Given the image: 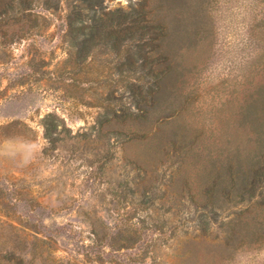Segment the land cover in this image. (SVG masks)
I'll use <instances>...</instances> for the list:
<instances>
[{"label": "rangeland", "instance_id": "rangeland-1", "mask_svg": "<svg viewBox=\"0 0 264 264\" xmlns=\"http://www.w3.org/2000/svg\"><path fill=\"white\" fill-rule=\"evenodd\" d=\"M65 1L35 7L30 31L0 34V252L23 264H264V247L227 249L217 224L200 243L180 176L215 152L221 118L261 76L264 0H152L165 6L175 64L158 109L173 112L140 130L138 73L118 70L107 46L78 58ZM179 125L196 129L191 148L170 143ZM187 149L201 153L183 167Z\"/></svg>", "mask_w": 264, "mask_h": 264}, {"label": "trees", "instance_id": "trees-1", "mask_svg": "<svg viewBox=\"0 0 264 264\" xmlns=\"http://www.w3.org/2000/svg\"><path fill=\"white\" fill-rule=\"evenodd\" d=\"M104 1H65L68 11L63 16L64 27L76 55L83 58L96 45L110 47L121 59L118 70L138 73L132 83L137 91L133 123L139 124L140 130L147 127V120L149 125L166 122L165 114L173 108L164 112L173 103L167 102L162 109L158 106L173 94L170 86L175 64L169 43L164 42L169 23L161 14L165 6L161 1L153 6L152 0H139L129 11L120 7L110 11ZM37 6L56 11L60 0H0V34L15 37L37 27V15L32 12ZM192 30L198 32L197 27ZM258 71L262 72L259 78L247 80L248 91L234 98L228 118H221L217 129L220 143L215 152L206 153L199 162L196 155L201 152L187 149L191 157L183 159V167L188 160L199 162L192 168H180V176L187 197L196 207L200 243L211 235L212 224H217L227 249L264 247V64ZM240 90L236 89L237 93ZM195 132L190 125H179L170 143L175 146L179 141L182 148H191ZM0 264L23 261L11 252H0Z\"/></svg>", "mask_w": 264, "mask_h": 264}]
</instances>
